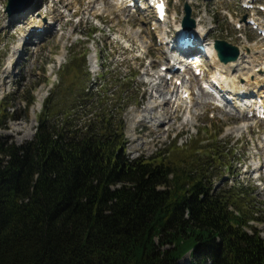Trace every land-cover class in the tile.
Returning <instances> with one entry per match:
<instances>
[{
	"label": "trees",
	"instance_id": "obj_1",
	"mask_svg": "<svg viewBox=\"0 0 264 264\" xmlns=\"http://www.w3.org/2000/svg\"><path fill=\"white\" fill-rule=\"evenodd\" d=\"M70 51L66 90L90 75L87 51ZM122 82L115 73L69 100L52 91L33 139L0 141V264H180L188 253L190 264H264L250 186L213 183L211 162L228 164L220 140L186 148L175 138L130 159L123 112L78 126V112Z\"/></svg>",
	"mask_w": 264,
	"mask_h": 264
},
{
	"label": "rangeland",
	"instance_id": "obj_2",
	"mask_svg": "<svg viewBox=\"0 0 264 264\" xmlns=\"http://www.w3.org/2000/svg\"><path fill=\"white\" fill-rule=\"evenodd\" d=\"M185 1L190 0L172 1L167 23H158L152 11H135L130 7L121 11L114 0H100L91 6L89 0H67L68 5L60 0H21L12 15L6 11L8 0H0V107L1 111L6 109L7 115L0 120V141L22 144L33 139L43 104L52 91L69 100L71 93L81 95L96 82L118 73L123 85L112 88L106 96L94 97L93 102L98 98L100 101L92 103L89 111L78 112V126L98 114L110 113L115 119L123 112L125 156L130 159L150 157L159 150L170 149L175 138L181 147L187 145L186 148L211 144L215 138L220 140V149L227 155L224 162L228 164L211 162L214 185L217 189L238 183L250 186L251 199L256 209H260L257 215L264 220V118L238 112L229 103L203 91L199 78L190 71L180 72L192 96V103L180 112L181 118L172 126L171 122L160 126L161 130L153 134H149L151 124L138 123L143 114L140 111L154 92L160 95L169 92L159 75L164 72L162 67L172 66V59L177 56L169 43L184 16ZM258 3L264 5V0ZM192 6L195 18L201 19L200 24L210 26L204 47L213 45L216 39H224L262 62L264 36L243 22V18L247 15V19L255 17L264 23V12L245 10L241 0H193ZM33 19L39 22L34 23ZM234 20L242 24L241 28L236 27L238 23ZM41 22L51 23L52 31H44L39 26ZM37 30L43 32L35 33ZM94 30L90 38L89 33ZM72 48L78 58L87 51L90 75L85 80L77 79L79 84L77 80L69 82L70 90H66L60 86V69L69 60ZM201 64L211 76L221 70L224 79L228 76L230 86L259 89L264 85V79L258 81L254 75L259 66L253 70L241 69L239 63L227 70L219 60L206 56ZM5 69L10 71L9 76L5 75ZM123 86L128 89L121 96ZM40 96L43 97L41 105L38 104ZM28 101H32L31 107ZM161 108L157 115L154 111L148 113L146 120L159 119L164 124L168 108ZM257 166H261L259 171ZM252 223L264 237V221ZM190 261L188 253L180 264H190Z\"/></svg>",
	"mask_w": 264,
	"mask_h": 264
},
{
	"label": "bare ground",
	"instance_id": "obj_3",
	"mask_svg": "<svg viewBox=\"0 0 264 264\" xmlns=\"http://www.w3.org/2000/svg\"><path fill=\"white\" fill-rule=\"evenodd\" d=\"M60 1H64V3H66L67 0H60ZM98 1H100V0H89L90 6L92 4L98 2ZM131 1H135V0H114L118 9L121 11H124L130 5ZM68 4L69 3H66V5H68ZM61 16H62L61 13H59L57 18L60 19ZM200 21H201L200 18L196 19L197 29H195V32H197L199 35L198 36V38H199L198 44H203L204 41H206V37H204V35L206 34V32L208 31V28L210 26L205 27V26L200 24ZM234 21L238 22L236 20H234ZM33 22L38 23L39 20L33 19ZM50 24L51 23H49V24L47 23V25H46V22L45 23L41 22V25H39V26H43L45 31H46L47 29L48 30L52 29ZM261 27L264 28L263 22L261 23ZM179 29L181 30V28H179ZM34 32L36 33V31H34ZM206 52L211 57V60H213V61L218 60L217 54L214 50V46L211 43H209L207 45ZM245 57H247V59H245ZM94 59L95 58L93 56L92 57L93 62H94ZM167 59H168V57H167ZM172 60L174 61V64L172 66L169 65V67H166L165 71L163 73H160V75H159V78H162V80L167 84L166 87L169 90L168 94L167 95H160V94H157L154 92V95L151 96L149 102L146 104L144 109L142 111H140V113H143V114H141L142 118L138 119V123H142L144 125H146L145 123L151 124V126H150L151 131L149 132V134H153V132L158 133L161 130L159 128L160 126L162 127V125H168V124H170V122H171V126L174 125L175 120L178 118H181L180 112L189 107V102L192 103L191 94H189L188 98H186V99L182 97L183 91H188V87L186 86V79H185V76L180 73L179 69H177V71L175 70V64L180 63V65H181V63H182L181 58L175 56ZM239 63H241V65H242L241 69L247 68L249 70H253V68L259 66L258 69L254 70V75L258 81H259V79H264V59L262 60V62L259 63L257 60H255L253 58V56H250V55L247 56L246 54H244V52H241L239 59L234 61V62L229 63L227 66L225 64H224L225 65L224 66L223 63L220 62L221 66H223L225 69L227 68V70L233 65H236V64L239 65ZM183 66L185 67V65H183ZM248 66H250V67H248ZM5 75H7V76L10 75V71H8V69H5ZM169 75H171V78H168ZM213 78L220 84V86L223 88L224 91H226L231 97H233V99L237 103V106H235V108H238L236 110H238L239 112H242V109L245 106H247L246 103H253L256 96H257L256 99L257 98H261V99H260L259 103H255L256 105L255 106L252 105V106L253 107L258 106V107L264 108V85L261 86L259 89H253L254 87L246 88L244 85H240V86L236 85L235 87L232 85L230 86V82L228 81V76H227V78L224 79V74L221 70H218L216 72V74L213 75ZM177 80L181 81V84H177ZM169 81H171V82H169ZM200 88L203 91H205L202 87H200ZM241 89L244 91L243 95L240 92ZM224 101H226V100L224 99ZM42 102H43V97L40 96L38 98V104L41 105ZM226 102L228 103V101H226ZM160 108L161 109H167L168 108V110H169V111L164 110V111L168 112V116L165 117L166 119L164 120V124H160L161 121H159V119H154L153 117H152L153 119L150 118V122H149V120L148 121L146 120V118H147L146 115L148 113L154 111V112H156V115H157V114H159ZM254 110H255V112H257L256 108H254ZM260 168H261V166H257L256 170L259 171Z\"/></svg>",
	"mask_w": 264,
	"mask_h": 264
},
{
	"label": "water",
	"instance_id": "obj_4",
	"mask_svg": "<svg viewBox=\"0 0 264 264\" xmlns=\"http://www.w3.org/2000/svg\"><path fill=\"white\" fill-rule=\"evenodd\" d=\"M21 0H8L6 11L9 15H12L16 11V7L20 4ZM185 16L182 21V26L186 29H193L196 26V21L192 17V6L185 2L184 4ZM245 16L244 19H246ZM214 49L217 52V56L223 63H229L236 61L241 54L240 48L227 40L216 39L214 41Z\"/></svg>",
	"mask_w": 264,
	"mask_h": 264
}]
</instances>
